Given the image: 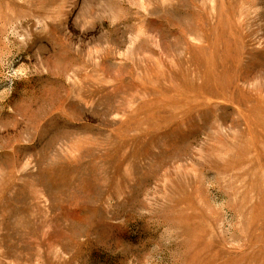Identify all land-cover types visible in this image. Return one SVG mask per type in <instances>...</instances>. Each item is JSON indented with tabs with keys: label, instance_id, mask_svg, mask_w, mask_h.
Wrapping results in <instances>:
<instances>
[{
	"label": "rangeland",
	"instance_id": "rangeland-1",
	"mask_svg": "<svg viewBox=\"0 0 264 264\" xmlns=\"http://www.w3.org/2000/svg\"><path fill=\"white\" fill-rule=\"evenodd\" d=\"M0 264H264V0H0Z\"/></svg>",
	"mask_w": 264,
	"mask_h": 264
}]
</instances>
